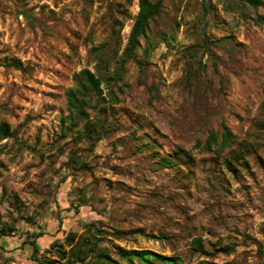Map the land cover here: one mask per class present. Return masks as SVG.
Here are the masks:
<instances>
[{"label": "rangeland", "instance_id": "374dc122", "mask_svg": "<svg viewBox=\"0 0 264 264\" xmlns=\"http://www.w3.org/2000/svg\"><path fill=\"white\" fill-rule=\"evenodd\" d=\"M162 1L151 44L142 38L123 61L139 0H0V117L18 129V138L0 140V220L17 229L2 241L0 264H59L46 249L56 241L69 248L65 234H86L92 221L134 231L108 236L117 245L178 256L179 264H264V24L257 21L264 5ZM115 18L124 27L117 55L111 58L113 41L104 49L106 76L118 78L120 70L121 78L103 80L102 88L118 102L87 112L91 120L118 117L121 127L91 149L68 129L67 91L75 72L96 71L91 49L110 39ZM206 35L212 42L205 45ZM13 59L32 70L10 66ZM190 65L200 71L188 85ZM223 122L234 143L222 154L195 146L212 132L220 144ZM146 135L164 155L189 150L191 170L161 169L148 151H138L151 140ZM196 237L208 253L195 250ZM215 246L234 251L214 253Z\"/></svg>", "mask_w": 264, "mask_h": 264}, {"label": "trees", "instance_id": "16d2710c", "mask_svg": "<svg viewBox=\"0 0 264 264\" xmlns=\"http://www.w3.org/2000/svg\"><path fill=\"white\" fill-rule=\"evenodd\" d=\"M247 1L255 9H258L260 6L264 5V0ZM132 2L133 0H127L128 4H131ZM162 3V0H139V12L131 29L128 43L123 49L121 55V59L123 61H127L128 59L134 57L136 49L141 46L142 38L146 40L148 46L151 44L150 35L148 32L151 30V22L161 14ZM257 21L264 24V15L257 16ZM123 27L124 21L122 19L115 18L112 20L110 39L91 49L95 60L98 62L96 71H92L89 68H83L79 72H75L72 76L75 86L69 88L67 91V104L70 111L67 121L68 129H75L79 134L86 137L91 143V149L95 147L98 141L107 136L108 133L116 131L121 127L120 119L118 117L113 119L111 122L104 119L91 120L89 118L87 109L91 107L96 108L99 106L105 107L109 101H114V103L118 102V97L113 90L110 92V100H107L103 94V80L109 82L112 79L121 78L120 70L116 72V76H118V78L106 76V70L108 69L110 63V56L106 54L104 49L109 46L111 41H113L114 50L111 58H114L115 55H117L119 50L120 35ZM211 42L212 40L210 37L206 35L203 44L206 45ZM196 53L197 51H195L194 54L192 53L194 57ZM117 64L122 63L118 62ZM9 65L23 72L32 70V66L25 65L21 60L18 59H13ZM199 71L200 70H196L194 66H191L188 69L186 77V83L188 85L198 79ZM81 124H83L82 128H80ZM221 134L223 139L220 144L218 143L219 133L212 132L204 142L198 141L195 146L206 152L217 151L215 154L220 155L223 153V150H225L226 147H230L234 143V134L224 122L222 123ZM11 136L18 138V129H13L9 122L0 117V140ZM146 137L151 140L143 142L139 146L138 151H148L152 155L153 160L157 162L161 169L186 166L188 171L191 170L190 167L195 163V156L189 150L183 147H178L173 153L164 155L158 151V146L162 147V145L159 144L158 141H153L151 136L146 135ZM214 145L218 146L215 148ZM70 159L74 163H79L81 161L78 155H71ZM237 159L238 158L236 157V160ZM225 164L230 171H237L231 161L226 162ZM241 165L245 168H249L247 161H243ZM186 177L188 178V176ZM86 227V234H77L72 231L65 234L64 243H66L69 248H65L63 243L56 241L50 246V248L46 249L47 252L55 253L58 256L59 260H51L53 263L119 264V261L114 256V254H116L120 259L126 261L128 264H157L158 262H163L166 264H179L181 261L178 256L165 255L151 249H128L113 243L111 239L108 238V236H113L115 238L121 239L125 235L133 233L134 231L124 232L122 230H108L94 221L86 224ZM16 230L17 229L15 225L9 223L7 224L1 222L0 220V252L7 250L6 244L2 242L4 238L12 235V233H14ZM135 231L153 239L164 238L163 235L146 233L143 229H138ZM41 236H43V232H39L37 235V237ZM107 240L110 244L103 245L102 242ZM36 241L37 240L33 241L34 245L36 244ZM194 247L199 253H208L201 237H196L194 239ZM34 248L37 252L36 245ZM233 251L234 249L231 246L214 247V253L224 252L229 254ZM62 260L64 262H61ZM200 264L216 263L209 260H202Z\"/></svg>", "mask_w": 264, "mask_h": 264}]
</instances>
